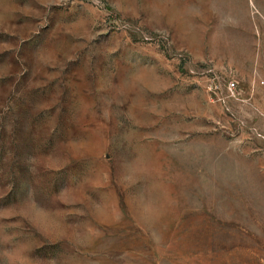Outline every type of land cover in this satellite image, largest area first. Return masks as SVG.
I'll use <instances>...</instances> for the list:
<instances>
[{"label":"rangeland","instance_id":"374dc122","mask_svg":"<svg viewBox=\"0 0 264 264\" xmlns=\"http://www.w3.org/2000/svg\"><path fill=\"white\" fill-rule=\"evenodd\" d=\"M0 264H264V0H0Z\"/></svg>","mask_w":264,"mask_h":264},{"label":"built area","instance_id":"2783aa9c","mask_svg":"<svg viewBox=\"0 0 264 264\" xmlns=\"http://www.w3.org/2000/svg\"><path fill=\"white\" fill-rule=\"evenodd\" d=\"M221 80L220 77L214 73L210 76V87L209 90L212 91V93L215 96H221L222 93V87L220 85ZM225 90H227V93L235 95L237 93V83L235 80H227L224 84Z\"/></svg>","mask_w":264,"mask_h":264}]
</instances>
